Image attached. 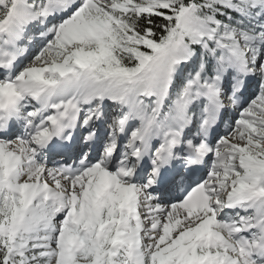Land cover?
I'll return each mask as SVG.
<instances>
[{"label":"snow or ice","instance_id":"obj_1","mask_svg":"<svg viewBox=\"0 0 264 264\" xmlns=\"http://www.w3.org/2000/svg\"><path fill=\"white\" fill-rule=\"evenodd\" d=\"M0 264H264V0H0Z\"/></svg>","mask_w":264,"mask_h":264}]
</instances>
